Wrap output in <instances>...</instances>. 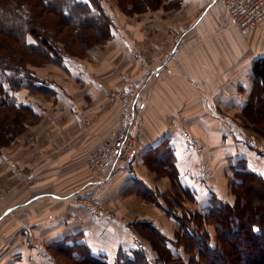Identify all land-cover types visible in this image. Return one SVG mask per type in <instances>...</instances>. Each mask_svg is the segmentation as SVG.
<instances>
[{"label": "crops", "instance_id": "1", "mask_svg": "<svg viewBox=\"0 0 264 264\" xmlns=\"http://www.w3.org/2000/svg\"><path fill=\"white\" fill-rule=\"evenodd\" d=\"M262 54L264 19L238 30L211 0H159L131 16L113 9L106 39L35 71L48 83L36 93L23 89L34 119L17 140L30 138L29 150L18 149L19 140L13 152L0 148V214L17 204L0 218V264H50L40 257L36 235L47 249L74 242L100 260L149 247L134 230L137 222L172 237L178 222L168 215L175 204L169 206L164 171L171 164L185 197L179 201L190 211L212 194L231 202L227 182L236 158L264 176V152L248 147L228 121L253 95L251 64ZM145 60L157 78L144 88L137 124L128 130L135 142L118 152L101 179L87 180L88 152L117 123L119 106L110 93L125 88ZM77 108L90 120L83 129ZM27 163L35 174L30 187L16 177ZM97 183L111 216L99 217L80 202Z\"/></svg>", "mask_w": 264, "mask_h": 264}, {"label": "trees", "instance_id": "2", "mask_svg": "<svg viewBox=\"0 0 264 264\" xmlns=\"http://www.w3.org/2000/svg\"><path fill=\"white\" fill-rule=\"evenodd\" d=\"M140 2L144 7L156 6L150 0ZM105 11L101 0H0V145L23 129L26 118L32 115L31 107L19 100L17 93L46 89L48 82L38 78L29 65L61 64L68 56L84 54L106 39L111 19ZM251 69L255 84L259 83L264 93V54L252 61ZM170 169L174 182L175 165ZM246 177L264 186V176L250 169L246 158H236L229 177L234 203L212 194L206 204L185 217L170 208L168 215L178 222L172 237L161 234L149 222L140 223L149 228L155 258L140 244L118 264H264V254L260 253L264 245H259L264 239V190L252 189L260 197L253 206L250 199L243 198L251 189ZM243 212L247 213L244 224ZM209 225L217 232L213 244ZM257 250L260 254L256 256ZM79 252V262L109 264L85 248ZM185 253L189 257L184 261Z\"/></svg>", "mask_w": 264, "mask_h": 264}, {"label": "rangeland", "instance_id": "3", "mask_svg": "<svg viewBox=\"0 0 264 264\" xmlns=\"http://www.w3.org/2000/svg\"><path fill=\"white\" fill-rule=\"evenodd\" d=\"M150 2L152 5H158L157 2L153 3L151 0H150ZM101 4L105 8V10H106L105 12L109 15L110 19H111V12L113 13V9H114V11L123 12L125 15H130V16L134 15L135 13L139 14V13L143 12V9H144V5L140 2V0H101ZM107 6L112 11L108 12L109 9L107 8ZM110 26H111V24L109 25V27ZM29 39H30V37H29ZM97 43H100V42H97ZM97 43H95V44H97ZM95 44H93V45H95ZM92 46H90V47H92ZM81 53L82 52H79L75 56H81L82 55ZM71 55H73V53ZM149 63L150 62H148L146 60L140 62L138 72H136L132 76V79H131V80H134V82L136 84H139V94H138L136 102L133 106L134 119H133L132 123L129 125V128L133 127V125H135V120L137 119L136 115L138 114L137 113L138 108H140L139 104H141L143 102L144 88L146 87V85L148 84V82L150 80L155 81L157 78L156 74H152V75L150 74L149 76H147L146 79H144L145 74H148V71H146V69H149V70L154 69ZM45 64H47V63H44L42 65H36V66L29 65V68L31 70H33V72L36 71V73H37L38 69L41 68L42 66H44ZM52 64H54V63H52ZM39 70L42 72L41 69H39ZM40 71H39V74H42L43 72L40 73ZM255 88H256V90L253 93L254 95H252L251 98L247 101L248 104L246 105V107L241 108V110H239L238 108L232 109V113L230 114V116L228 115L229 116L228 121L230 124L233 125V127L235 129H238L239 132H237V133L241 135V138L243 140H245L248 147H251L255 150H259V151L264 152V95H263L264 93L261 90V86L259 83L256 84ZM29 93L30 94L36 93V91L29 90ZM29 93H26V90L22 89V90H20V92L17 93L18 94L17 96L21 100H23V102H24V100L26 98H28L27 94H29ZM32 115H33V113H32ZM32 115L30 117L28 116L26 118L24 128L21 129L11 140H8L4 144H1L0 148L11 149V151L13 152L12 149H16L14 147L15 142L19 140V143L17 144V147H19L18 149L22 148L23 151L28 152L29 146H30L29 144L31 142L30 138L23 137L22 140L21 139L17 140V138L25 130L26 125L34 119L32 117ZM77 116L80 119L82 129H83V126L90 125V120L88 119L86 114L84 115V118H81L80 115H78V114H77ZM136 124H137V120H136ZM113 130H114V127L109 132H112ZM109 132L104 134V136L102 137V140L104 139V137ZM128 139H127L126 145H127V143L130 144V142H131ZM102 140H101V142H102ZM134 142L135 141L132 139L131 144L133 145ZM98 147H99V145L97 147H95L94 149L90 150L87 154V158H86V170H87V174H88L87 180H89L90 178H94V177L98 178V176H97L98 171L96 173L92 172L91 165H90L91 160H92V154L94 153V151ZM125 149L126 148H122L121 151H124ZM117 155H118V153H117ZM115 158L117 159V156ZM19 167H22V168L17 169V172H16L17 182L20 184H23L24 186L30 187L32 184H34V181H35L34 175L35 174H33L32 170L30 169L29 163L25 164L24 166L22 165ZM164 171L170 177V186L172 189V197H173L172 200L173 201L169 202V206H171V204L172 205L175 204L174 205L175 208H172V209L175 210L178 214H180V216L185 217V216H187L188 213L190 214L193 211H190V210L186 209L185 207H183V204L179 201V199L185 200L184 195L176 188L177 186H176V184H174V182L171 178V175H170L171 173L167 169H165ZM159 173H160V171H159ZM104 174H106V171L103 172V175ZM246 183L249 184L248 187H250L251 189L245 193V196H243V198L247 197L248 200L250 199V201L252 202V204L254 206L257 204V200L260 202V197H256L255 192H260V191L264 190L263 189L264 186L261 183L254 181V179H252L251 177H246ZM88 188H90V190H93L89 194L91 196H94L96 198L97 203L99 202L101 207L108 211V213H109L108 216H111L112 211L108 208V205H106L104 203V198H103L102 192H101V190L98 189V183L96 184L95 187L93 186V187H88ZM227 188L233 196L232 200L230 202L232 204L235 201V196L233 195V193L230 190L229 180L227 182ZM252 189H254L255 192L252 191ZM3 197H4V193L0 192V205L2 203L1 201H2ZM141 198H143V197H141ZM179 203H181V204H179ZM88 208H90V207H88ZM90 209H92V208H90ZM242 215H243L242 221L244 224V220H245L244 218H246L247 213L243 212ZM148 229L149 228L147 225L140 224L139 222H137L134 225V230L137 231L140 234V236L149 245V247L145 248L147 250L148 256L150 258L151 257L155 258L156 251L151 246L152 241L148 238V234H149ZM214 229L215 228L212 225L208 226L209 235L211 237V239H210L211 244H213L216 240L217 232L215 233ZM173 235H174V233H173ZM36 236L37 237H35V240H34L35 246L37 249H39L40 257L43 258L44 260H46L48 263H50V264H86L85 262H79V259H77V258H81V255L79 254L80 252L78 250L77 244L75 245L74 242H72L73 247L68 248L69 250L57 249V248L47 249V246L44 244V241L41 239V235H36ZM263 238H264V236H263ZM261 244L264 245V239L262 240V243H259V245H261ZM138 247H140V244H138ZM257 252H258V250L255 251L254 255L257 256L260 253L264 254V252H260V253H257ZM131 254H132V252H130V254H127V253L125 254V253L120 252L114 258L107 259V258H103L104 256H100V258H102V260H104V259L108 260L109 264H118V263H121L124 260V258L130 257ZM71 255H73L74 257H71ZM188 257H189V254L185 253L183 260L184 261L187 260ZM232 264H234V263H232Z\"/></svg>", "mask_w": 264, "mask_h": 264}, {"label": "built area", "instance_id": "4", "mask_svg": "<svg viewBox=\"0 0 264 264\" xmlns=\"http://www.w3.org/2000/svg\"><path fill=\"white\" fill-rule=\"evenodd\" d=\"M218 3L227 12L231 24L238 30H248L258 25L264 19V0H211ZM144 79L150 74H155L156 69H146ZM142 81V80H141ZM139 94V84L131 80L125 88L114 90L110 93L113 100L117 101L119 114L117 123L112 132H109L99 147L92 154L91 170L101 179L103 172H108L115 162L117 153L126 148L129 125L134 118L133 106ZM76 113L84 118L83 113L77 108ZM253 144V143H252ZM254 145V144H253ZM106 175V174H105ZM105 177V176H104ZM80 202L92 208L99 217L109 215L106 209H103L96 198L90 194H85L80 198Z\"/></svg>", "mask_w": 264, "mask_h": 264}, {"label": "water", "instance_id": "5", "mask_svg": "<svg viewBox=\"0 0 264 264\" xmlns=\"http://www.w3.org/2000/svg\"><path fill=\"white\" fill-rule=\"evenodd\" d=\"M16 205H17V204L13 205L12 207H9V208L5 209V210L0 214V218H1V217L3 216V214H5L6 212L13 210L14 207H15ZM5 211H6V212H5Z\"/></svg>", "mask_w": 264, "mask_h": 264}]
</instances>
